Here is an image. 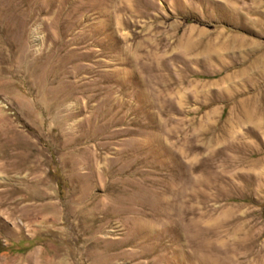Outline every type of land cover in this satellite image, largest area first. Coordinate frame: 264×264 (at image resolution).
<instances>
[{"label":"rangeland","instance_id":"obj_1","mask_svg":"<svg viewBox=\"0 0 264 264\" xmlns=\"http://www.w3.org/2000/svg\"><path fill=\"white\" fill-rule=\"evenodd\" d=\"M5 190L0 264H264V0H0Z\"/></svg>","mask_w":264,"mask_h":264},{"label":"bare ground","instance_id":"obj_2","mask_svg":"<svg viewBox=\"0 0 264 264\" xmlns=\"http://www.w3.org/2000/svg\"><path fill=\"white\" fill-rule=\"evenodd\" d=\"M25 180V179H24ZM11 189V188H9ZM14 191L13 190H5L0 191V207L5 206L6 212L11 214L15 210L16 200L14 199ZM32 204H27L25 207H31ZM4 211V210H2Z\"/></svg>","mask_w":264,"mask_h":264}]
</instances>
